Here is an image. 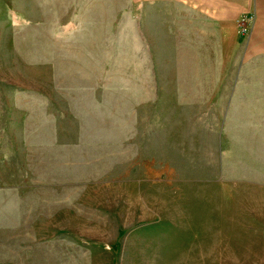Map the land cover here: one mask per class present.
<instances>
[{
	"label": "rangeland",
	"instance_id": "1",
	"mask_svg": "<svg viewBox=\"0 0 264 264\" xmlns=\"http://www.w3.org/2000/svg\"><path fill=\"white\" fill-rule=\"evenodd\" d=\"M132 4L0 0V264H264V62L223 93Z\"/></svg>",
	"mask_w": 264,
	"mask_h": 264
},
{
	"label": "crops",
	"instance_id": "2",
	"mask_svg": "<svg viewBox=\"0 0 264 264\" xmlns=\"http://www.w3.org/2000/svg\"><path fill=\"white\" fill-rule=\"evenodd\" d=\"M132 1L138 30L157 36L156 46L163 49L167 61L196 62L198 78H214L216 87L228 89L223 93L231 94L226 81L240 77L247 64L264 62V0ZM241 13L253 19L242 35L235 20ZM140 46L143 50L151 44Z\"/></svg>",
	"mask_w": 264,
	"mask_h": 264
},
{
	"label": "built area",
	"instance_id": "3",
	"mask_svg": "<svg viewBox=\"0 0 264 264\" xmlns=\"http://www.w3.org/2000/svg\"><path fill=\"white\" fill-rule=\"evenodd\" d=\"M237 30L241 34H246L249 27L252 25V15L248 13H241L237 18Z\"/></svg>",
	"mask_w": 264,
	"mask_h": 264
}]
</instances>
